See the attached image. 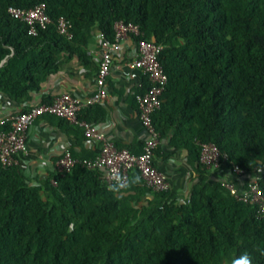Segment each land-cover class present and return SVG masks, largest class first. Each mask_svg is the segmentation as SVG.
I'll return each mask as SVG.
<instances>
[{"label":"trees","instance_id":"trees-1","mask_svg":"<svg viewBox=\"0 0 264 264\" xmlns=\"http://www.w3.org/2000/svg\"><path fill=\"white\" fill-rule=\"evenodd\" d=\"M40 3L52 23L31 36L8 9ZM60 17L71 40L57 32ZM118 21L164 47L168 84L153 123L161 141L193 154L196 183L180 199L149 196L140 179L117 199L99 171L80 165L32 184L0 163V264H218L245 250L264 264V219L221 181L238 180L233 162L264 193V0H0V93L27 99L63 57L85 56L96 31L113 40ZM148 87L146 78L139 93ZM91 108L79 119L91 123ZM204 143L228 158L214 174L200 163Z\"/></svg>","mask_w":264,"mask_h":264},{"label":"built area","instance_id":"built-area-1","mask_svg":"<svg viewBox=\"0 0 264 264\" xmlns=\"http://www.w3.org/2000/svg\"><path fill=\"white\" fill-rule=\"evenodd\" d=\"M8 13L12 18L25 23L31 36H36L39 29H45L52 23L45 3L30 9L10 7ZM71 28L70 21L65 17H60L56 22L57 32L68 40L73 37ZM97 40L100 62L94 93L87 98L62 93L55 96L51 102L34 105L27 111L2 121L0 124L9 123L10 129L0 131V163L4 168L18 166L17 156L27 153L29 128L37 119L51 115L81 128L87 140L100 144L98 154L92 158H77L70 151H65L55 163L56 175L64 176L75 166L80 165L88 170L99 171L102 182L109 187L112 182L109 173L112 170H116L125 177H130L132 171H137L143 185L150 192L149 196L167 192L170 190L167 177L155 163L161 138L153 123V115L161 109L162 96L168 84V76L159 60L164 47L154 40L144 39L139 25L123 21L114 24L113 40L106 39L102 33L97 34ZM128 41H133V48L126 65L131 70L141 72L149 83L148 89L135 97L140 122L148 133V138L138 155L132 154L125 148H118L98 131L97 126L79 119V114L83 110L107 100L109 96L107 80L112 74L116 56ZM200 150V163L210 172L221 169L228 160L227 156L222 155L213 143L201 144ZM230 164L232 173L241 181L248 180V183L239 188L235 183L226 181L222 182V186L237 200L255 206L257 218L264 219V193L257 176L246 174L233 162ZM51 184L56 186V181L52 180Z\"/></svg>","mask_w":264,"mask_h":264},{"label":"crops","instance_id":"crops-1","mask_svg":"<svg viewBox=\"0 0 264 264\" xmlns=\"http://www.w3.org/2000/svg\"><path fill=\"white\" fill-rule=\"evenodd\" d=\"M97 34L96 31L85 48V56L63 57L58 72L48 76L41 89L30 92L27 99L18 101L0 93V123L34 105L51 102L62 93L79 98L91 96L95 91L100 62ZM132 48L133 41H128L116 56L112 74L107 80V100L93 106L84 115L117 147L138 155L148 133L140 122L135 97L140 94L146 77L126 65ZM99 148L98 142L86 139L81 128L61 118L46 115L29 128L27 153L17 156L18 167L32 184H39L52 178L55 163L65 151H70L77 158H92L98 154ZM155 163L166 175L170 192L180 199L187 197L196 183L194 176L197 162L193 154L184 148L178 150L170 146L168 140H162ZM212 178L221 179L219 176L216 178V175ZM226 181L235 183L239 188L243 186L242 181L234 177L226 176L222 182Z\"/></svg>","mask_w":264,"mask_h":264},{"label":"clouds","instance_id":"clouds-1","mask_svg":"<svg viewBox=\"0 0 264 264\" xmlns=\"http://www.w3.org/2000/svg\"><path fill=\"white\" fill-rule=\"evenodd\" d=\"M111 177V183L109 184V191L114 193L117 199L122 198L127 195L128 190L140 182V177L138 175H133L131 177H125L119 174L116 170H112L109 173ZM264 255V253H261ZM254 258L250 252L247 250L241 252L239 255L230 257L225 261V264H253Z\"/></svg>","mask_w":264,"mask_h":264},{"label":"rangeland","instance_id":"rangeland-1","mask_svg":"<svg viewBox=\"0 0 264 264\" xmlns=\"http://www.w3.org/2000/svg\"><path fill=\"white\" fill-rule=\"evenodd\" d=\"M211 174H214V173H211ZM216 178H217V176H216ZM214 179V178H213ZM216 180V179H215ZM222 181V180H221ZM218 264H225V260H221V261H219L218 262Z\"/></svg>","mask_w":264,"mask_h":264}]
</instances>
